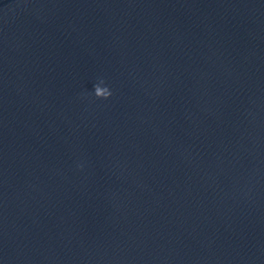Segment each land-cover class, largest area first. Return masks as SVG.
I'll return each mask as SVG.
<instances>
[{"label":"water","instance_id":"95a60500","mask_svg":"<svg viewBox=\"0 0 264 264\" xmlns=\"http://www.w3.org/2000/svg\"><path fill=\"white\" fill-rule=\"evenodd\" d=\"M0 264H264V0H0Z\"/></svg>","mask_w":264,"mask_h":264}]
</instances>
